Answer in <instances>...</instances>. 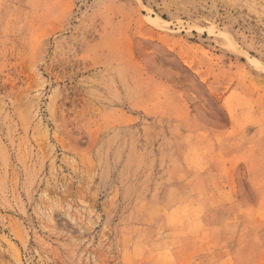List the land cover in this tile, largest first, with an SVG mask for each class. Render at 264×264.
<instances>
[{"label":"rangeland","instance_id":"1","mask_svg":"<svg viewBox=\"0 0 264 264\" xmlns=\"http://www.w3.org/2000/svg\"><path fill=\"white\" fill-rule=\"evenodd\" d=\"M0 264H264V0H0Z\"/></svg>","mask_w":264,"mask_h":264}]
</instances>
